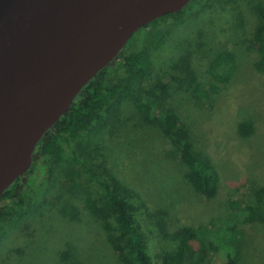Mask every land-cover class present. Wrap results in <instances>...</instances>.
I'll list each match as a JSON object with an SVG mask.
<instances>
[{"label":"rangeland","instance_id":"obj_1","mask_svg":"<svg viewBox=\"0 0 264 264\" xmlns=\"http://www.w3.org/2000/svg\"><path fill=\"white\" fill-rule=\"evenodd\" d=\"M260 1L192 0L186 14L132 34L122 53L145 52L147 70L131 78L122 59L109 65V83L130 89L122 90L81 142L69 147L62 139L63 158L29 180L36 206L16 222H0V264H122L102 222L85 208L87 197L99 202L105 197L82 161L114 175L135 207L154 264L184 227L200 234L190 240L184 264H214L215 237L231 226L244 234L235 264H264V195L261 201L256 195L264 190ZM199 84L212 85L211 104L200 101L195 91ZM152 100L161 104L154 114L173 111L191 131L194 147L219 180L216 197L195 190L170 138L158 124L143 121L139 107ZM244 122L253 129L248 135L240 129ZM70 170L76 172V187L66 183ZM6 204L21 206L24 201L0 199V207ZM233 204L241 205L240 210L254 206L262 217L246 220Z\"/></svg>","mask_w":264,"mask_h":264},{"label":"water","instance_id":"obj_2","mask_svg":"<svg viewBox=\"0 0 264 264\" xmlns=\"http://www.w3.org/2000/svg\"><path fill=\"white\" fill-rule=\"evenodd\" d=\"M192 0H0V197L139 28Z\"/></svg>","mask_w":264,"mask_h":264},{"label":"trees","instance_id":"obj_3","mask_svg":"<svg viewBox=\"0 0 264 264\" xmlns=\"http://www.w3.org/2000/svg\"><path fill=\"white\" fill-rule=\"evenodd\" d=\"M188 9L190 7H185L176 13L166 14L143 28L146 29L151 24L157 25L164 18L171 19L170 16L176 18L181 14H186ZM257 9L263 19L257 38L263 47L264 0L260 1ZM119 59H122L121 67L123 71L131 78L141 76L149 66L145 52L141 51H133L128 54L121 51L111 64L117 63ZM259 69L264 71V56L259 63ZM215 76L221 78L219 74L215 73ZM109 77L108 65L84 86L73 104L40 139L33 153L32 167L19 176L0 197V199L8 197L11 200L24 201V204L21 206L6 204L0 207V222L4 219H7L8 222H16L26 215L27 209L36 206L32 201L30 192L29 180L32 176L37 174L39 169H47L48 171L56 160L63 158L65 146L61 142L62 139L69 147L81 142L87 132L93 129L103 118L104 111L113 104L122 90L130 89L128 84H110ZM211 87L212 85L208 86V84L197 85L195 91L200 101H207L210 104L213 102V98L209 93ZM160 107L161 104L157 100L141 103L139 108L143 121L149 124H158L165 135L170 138L172 144L181 154L188 169L187 178L195 190L207 198L216 197L220 191L219 180L211 172L209 165L203 160L200 152L194 147L191 131L173 111H162L163 113L159 116L154 114V110ZM240 129L246 135L253 130L248 122L241 123ZM73 159H77L75 151H73ZM81 164L105 197L104 202H99L92 196L87 197L84 204L85 208L92 216L102 222L118 259L122 264H154L149 253L148 237L136 218L135 207L122 193L120 186L115 182L114 175L108 170L97 172L85 161H82ZM75 175L76 172L70 170L66 177V183L71 187L77 186L74 181ZM256 195L258 200L261 201L264 190L258 189ZM233 206L239 210L240 216H243L246 220L254 219L258 215L262 217V212L257 214L254 206L248 205L242 210H240L241 205L239 204H233ZM262 219L264 220V216ZM199 235L197 230L188 227L176 231L168 247L160 255L161 261L159 264H184L190 240L199 237ZM243 236V232L236 226H231L228 232L216 236L217 250L214 253L215 257L212 263L235 264L237 259L240 258L239 242Z\"/></svg>","mask_w":264,"mask_h":264}]
</instances>
